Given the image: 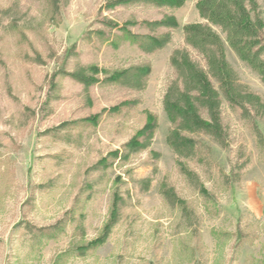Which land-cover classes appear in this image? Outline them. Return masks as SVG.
Segmentation results:
<instances>
[{
    "label": "rangeland",
    "instance_id": "1",
    "mask_svg": "<svg viewBox=\"0 0 264 264\" xmlns=\"http://www.w3.org/2000/svg\"><path fill=\"white\" fill-rule=\"evenodd\" d=\"M102 3L69 0L56 14L48 0H0V264H264V144L249 123L221 103L228 146L201 135L209 156L179 158L199 186L179 168L166 139L171 124L162 101L173 74L169 56L183 45V26L200 20L196 0L178 8L102 10ZM167 13L178 27L153 53L125 40L113 47L85 36L101 28L104 16L122 24ZM225 47L241 81L264 98L259 76ZM93 63L107 73L147 63L146 85L136 90L99 81L85 87L58 73ZM125 100L136 102L108 111ZM146 113L156 116L150 145L125 162L112 156L107 167L98 164L141 128ZM95 114V124L82 120ZM255 121L264 136V119ZM245 159L240 180L226 182ZM115 193L120 204L109 233L82 251L110 221ZM54 224L58 228L48 230ZM38 228L55 235L42 236Z\"/></svg>",
    "mask_w": 264,
    "mask_h": 264
},
{
    "label": "trees",
    "instance_id": "2",
    "mask_svg": "<svg viewBox=\"0 0 264 264\" xmlns=\"http://www.w3.org/2000/svg\"><path fill=\"white\" fill-rule=\"evenodd\" d=\"M68 1L48 0V3L52 12L57 14ZM102 1L101 9L107 10L137 4L155 8H178L184 0ZM196 8L200 20L183 26V45L173 48L170 53L169 64L172 66L173 74L164 92L162 106L171 124L166 139L178 156L177 164L189 180L199 186L197 174L179 158L196 157L198 161H202L209 156L205 153L209 148L200 139L201 135L212 138L223 148L228 146V126L223 122L221 114L223 101L228 107L238 110L239 117L249 123L260 146L264 144V136L255 121L264 119V98L241 81L231 62L227 60L225 47H230L264 83V18L261 16L259 0H196ZM99 21L101 28L87 32L86 39L95 36L100 42L107 41L113 47H117L125 40L147 54L164 47L172 37L171 30L178 27V21L172 13L163 14L152 20L127 18L122 24L108 16ZM131 27H142L143 31L134 32ZM112 30L117 33H113ZM149 69V64L141 63L139 66L107 73L93 63L78 65L71 71L63 68L58 73H66L85 87L99 81L120 82L139 90L146 85ZM102 71L105 74L99 78L97 74ZM135 102L125 100L111 106L108 111L120 112L121 108L130 107ZM98 117L99 114H95L82 120L95 124ZM68 124L69 122L63 123L61 127ZM156 126V116L146 113L141 128L121 148L109 152L98 164L103 168L107 167L112 156L125 162L132 154L147 148ZM150 154L154 158L158 156L157 152ZM239 155L242 156V153ZM247 159L236 163L235 169L238 171H232L230 176H226V182L231 180L230 177L232 180H240L239 170L246 164ZM141 183L147 188L149 179L143 178ZM162 192L166 197L174 195L173 190L168 187H162ZM112 201L110 221L104 225L102 234L96 240L81 247L82 251L98 245L109 233L116 220L117 204H120L118 193L114 194ZM57 228L58 224H54L48 230L53 231ZM38 230L45 237L54 234V231L44 232L43 228Z\"/></svg>",
    "mask_w": 264,
    "mask_h": 264
}]
</instances>
